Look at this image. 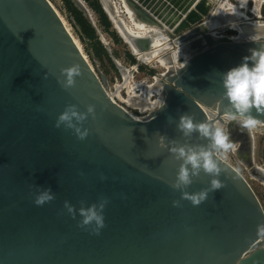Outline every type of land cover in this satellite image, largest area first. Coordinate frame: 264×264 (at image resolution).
Wrapping results in <instances>:
<instances>
[{"label": "water", "instance_id": "water-1", "mask_svg": "<svg viewBox=\"0 0 264 264\" xmlns=\"http://www.w3.org/2000/svg\"><path fill=\"white\" fill-rule=\"evenodd\" d=\"M201 25L178 37L188 42L185 68L157 74L165 107L135 99L125 104L150 110L135 120L107 93L48 0H0V264H264V211L223 153L215 178L224 186L198 206L170 186L182 161L169 148L209 144L196 132L184 137L177 131L179 116L222 120L221 73L264 44L214 37ZM150 41L132 39L139 51ZM74 65L80 74L65 89L61 70ZM89 105L95 119L81 125L88 130L83 141L54 127L67 107L84 112ZM253 115L264 125V114ZM227 127L235 159L264 182L251 130ZM161 136L163 149L157 147ZM213 178L201 172L185 191L207 189ZM37 186L51 189L54 199L35 206ZM101 199L107 204L99 235L78 227L80 217L63 208L66 201L78 210Z\"/></svg>", "mask_w": 264, "mask_h": 264}, {"label": "clouds", "instance_id": "clouds-1", "mask_svg": "<svg viewBox=\"0 0 264 264\" xmlns=\"http://www.w3.org/2000/svg\"><path fill=\"white\" fill-rule=\"evenodd\" d=\"M244 4L245 0H239L238 7L243 8ZM236 7L231 3H227V0H224V2L218 3L215 8L209 11L208 17L219 15L233 16L235 15ZM209 22V19L205 18L201 27L207 29ZM227 27L235 30L236 25L234 22L229 21ZM213 35L215 36V33ZM231 39L236 41L235 37ZM261 39H264V37H251L252 41H259ZM248 51L249 54L242 58L238 66L221 73L220 83L223 92L220 100L217 101V107L221 104L223 105L222 120H217L213 123L207 121L194 123L193 118L186 114L179 116L177 120V131L184 137H188L193 132H196L200 137L209 140L207 147L182 145L169 148L174 159L182 161L180 167L177 169L176 178L170 186L174 191L181 193L182 200L189 201L193 206H198L205 201L209 192L217 191L224 186L215 177H218L222 172V169L218 166L219 156L217 154L226 153L234 149V142L230 139L227 125L234 123L241 129L251 130L261 123L253 115V111L256 114H264V44L251 48ZM172 58L176 60L177 53H173ZM187 62H180L177 66L183 69ZM79 74L80 70L75 65L62 69L61 75L65 77L62 87L65 89L72 87L74 77L79 76ZM57 82L60 83V81ZM164 107L165 100L159 99L156 103V108L161 110ZM88 117L95 119V105L87 106L84 112H78L75 106H69L56 118L54 127L59 129L63 126L65 130H70L78 140L83 141L88 135V130L84 129L82 131L81 125ZM163 140L164 137L161 136L157 141V147L160 149L164 148ZM201 172L214 178L210 180L207 189L189 194L185 189L192 184L193 178L197 177ZM53 199L54 194L51 189H40L37 186L33 201L35 206H43ZM106 204L107 200L101 199L97 204L74 210L66 201L63 208L71 218L75 219L77 215L80 217L77 224L78 227L90 229V234L92 235H99L100 230L105 227L103 210ZM177 206H179L178 202L173 201V207Z\"/></svg>", "mask_w": 264, "mask_h": 264}, {"label": "bare ground", "instance_id": "bare-ground-1", "mask_svg": "<svg viewBox=\"0 0 264 264\" xmlns=\"http://www.w3.org/2000/svg\"><path fill=\"white\" fill-rule=\"evenodd\" d=\"M234 1H236L237 4H233L230 0H227V3H231L237 6L235 15H233L234 17H236V19L231 20L230 18H228V16H224V15H219L216 17H208L209 11L212 8H215L218 3L224 2V0H187L188 3L187 9L185 10L184 13H181L180 17L177 18L171 25H169L170 20H168V18L166 19L162 18V15L158 13L159 10L156 9L157 7L154 5V1L100 0L99 2L104 12L106 13L107 17L109 18L111 24L113 25L112 26L113 30L116 32V34L119 36L120 39L121 38L123 39L124 44H126L129 47L128 50L131 51L132 55L135 56L138 59V61H143V64L145 65L147 64L151 68H156L158 70L160 69V71L163 73L166 70L169 71L170 69L179 68L177 66L178 63L186 61L189 57V54L186 51L187 43H188L187 41L181 40L177 37L176 39H174L173 38L175 36L174 34L173 36H170L167 33L163 34L160 31L159 26L162 24V20L163 21L168 20L167 27L169 29L170 34L173 33L174 31H175L174 33L177 32L180 26L179 23L181 18H185L189 23L188 25H190L187 29L181 31L182 32L181 35L186 34L195 27L203 24L205 18H208L210 22L208 23L207 26V32L212 36H214L213 33H215L214 37L225 36L223 34L224 30L234 32V35H227V37L230 39L232 37H235L236 39L239 37H245L246 39L251 40V37L260 35L258 31L252 32L249 30L251 29V27H253L255 30L257 29H261L262 31L264 30L263 28L264 20H261L262 16L259 9L260 5H264V0H245V4L243 8L238 7L239 0H234ZM250 1L254 3L253 9H251V7L248 6ZM82 2H83L82 0H78L79 4ZM50 5L52 6V4ZM53 9L60 18L67 32L72 37L75 45L81 52L84 59L91 66L93 71L96 73L94 67L90 64L89 60L83 53L79 41L75 39L74 36L71 34L70 29L68 28L66 22L59 15L57 10L54 7ZM249 16H253V19H249ZM229 21L235 23L236 25L235 30H231L227 27ZM148 37H150L151 39L150 41L151 47L148 49L149 51L143 52L137 50V48L134 46L132 42V39L133 38L145 39ZM171 37L173 39H170ZM173 53H177L176 60H173L172 58ZM119 68L123 82L117 83L112 87L110 86L108 88L104 86L106 91L109 90V95L112 97V99L113 98L117 99V101L120 104H122V107L124 109H125L124 107L125 104L133 105L132 103H134L135 100H136L135 101L136 104L138 105H143V103L145 104L148 103L147 105H149V107H153L157 103V100L160 99L161 91H162L161 85L157 80L158 78L152 77L150 79L134 80L133 74L135 73L136 67H133L131 69H125V68H121L119 65ZM125 110L133 119L140 120L139 117L131 114L127 109ZM212 115L214 114L212 113ZM209 117L211 118L212 116ZM263 126L264 125L259 124L257 127H263ZM256 128L251 129V133L254 130H256ZM230 151L233 155L232 150ZM223 155L225 158L224 161L242 176V174L237 170V168H235L229 163L228 160L229 156L227 152L223 153ZM237 163L241 165V163H239L238 161ZM257 169L264 176V169L260 168L259 166H257ZM248 176L251 179L258 182L259 184L263 185L264 187V182L258 181L257 179L251 177L249 174ZM242 177L244 178V176Z\"/></svg>", "mask_w": 264, "mask_h": 264}, {"label": "rangeland", "instance_id": "rangeland-1", "mask_svg": "<svg viewBox=\"0 0 264 264\" xmlns=\"http://www.w3.org/2000/svg\"><path fill=\"white\" fill-rule=\"evenodd\" d=\"M50 4L57 10L59 15L64 19L71 34L77 39L81 45L82 51L89 60L90 64L94 67L96 74L103 80L106 88L112 87L117 83H122V76L120 68L131 69L136 67L135 73L133 74L134 80L150 79L157 77V74H162L160 69L151 68L149 65L143 64V61L132 55L129 47L124 44L123 39L119 38L116 32L112 28V24L109 18L106 16L103 8L100 5V0H82V3H78V0H69L72 3V8L77 13V17L81 23L79 25L74 19L73 14L68 10L66 3L63 0H48ZM154 1V5L158 9V13L162 15V18H168L171 25L177 18L180 17L181 13H184L187 9V0H149ZM233 4H237L236 1L230 0ZM94 3L100 6V10L103 15L106 16L108 28L105 29L104 25L100 20V16L94 9ZM249 7L253 9L254 3L249 2ZM141 9V7H140ZM261 12V20H264V5L259 7ZM179 11V12H178ZM249 19H253V16H249ZM168 20L163 21L159 26L160 31L163 34L170 36L175 35L173 38L176 39L181 35V31L187 29L190 25L185 18L180 19V26L176 33L169 32L167 27ZM186 23V24H184ZM225 36L234 35V32L224 30ZM238 36V35H237ZM150 38V37H148ZM172 37L170 39H173ZM172 42V40H171ZM149 50L143 51L147 52ZM137 61L140 63L138 66ZM119 68V69H118ZM164 73V72H163ZM107 82V83H106ZM108 85V86H107ZM128 110V109H127ZM129 111V110H128ZM131 114L138 117L135 111H129ZM254 140V163L260 168L264 169V126L257 127L252 132ZM229 163L237 168V170L244 176L247 183L258 198L262 209L264 211V187L255 180L251 179L243 167L237 163L234 159L231 151L227 152Z\"/></svg>", "mask_w": 264, "mask_h": 264}, {"label": "trees", "instance_id": "trees-1", "mask_svg": "<svg viewBox=\"0 0 264 264\" xmlns=\"http://www.w3.org/2000/svg\"><path fill=\"white\" fill-rule=\"evenodd\" d=\"M63 1L66 3L68 10L73 14L74 19L77 21V23L79 25H81V23H80V21H79V19L77 17V13L72 8V3L69 0H63ZM93 5H94V9H95L96 13L101 17L100 20H101L102 24L104 25L105 29H107L108 28V23L106 21V16L102 14V12H101V10L99 8L100 6H98L97 3H94Z\"/></svg>", "mask_w": 264, "mask_h": 264}, {"label": "built area", "instance_id": "built-area-1", "mask_svg": "<svg viewBox=\"0 0 264 264\" xmlns=\"http://www.w3.org/2000/svg\"><path fill=\"white\" fill-rule=\"evenodd\" d=\"M107 93L109 94V90L107 91ZM113 100L116 101L117 104L120 105V103L117 101V99L113 98ZM129 111H132V110H129ZM135 112L137 113L139 119L141 120V119L146 118L149 115L150 110H145L143 113H139L138 111H135Z\"/></svg>", "mask_w": 264, "mask_h": 264}]
</instances>
